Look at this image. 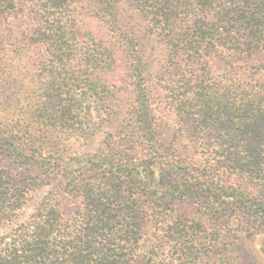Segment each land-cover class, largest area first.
<instances>
[{"label": "trees", "instance_id": "obj_1", "mask_svg": "<svg viewBox=\"0 0 264 264\" xmlns=\"http://www.w3.org/2000/svg\"><path fill=\"white\" fill-rule=\"evenodd\" d=\"M263 143L264 0H0V264L264 252Z\"/></svg>", "mask_w": 264, "mask_h": 264}, {"label": "rangeland", "instance_id": "obj_2", "mask_svg": "<svg viewBox=\"0 0 264 264\" xmlns=\"http://www.w3.org/2000/svg\"><path fill=\"white\" fill-rule=\"evenodd\" d=\"M27 51L26 56L23 55V53L16 56L14 61L18 62L15 63L23 66V64L29 59L32 50L28 49ZM11 54L12 53L10 52L9 55ZM20 60L23 61V63H20ZM87 103L89 105V110H87L88 112L84 115L83 121L85 126L84 128H86V130L68 140V143L72 145V149H75V151L80 153L97 147L103 134L112 125V122L108 119V117L103 114L94 103ZM261 163L264 172V143L262 146ZM46 189L47 187L42 188V191H39L36 197L45 192ZM30 212V208L19 212L15 221H23L27 218ZM10 227L11 225L9 223L0 222V234L6 232ZM209 264H264V252L261 250V240L258 237L246 238L245 240L239 242L233 250H229L226 253V256L221 260L216 258L211 260Z\"/></svg>", "mask_w": 264, "mask_h": 264}]
</instances>
